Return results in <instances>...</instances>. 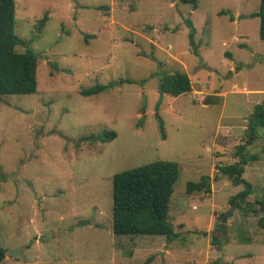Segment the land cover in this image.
<instances>
[{"label":"rangeland","instance_id":"1","mask_svg":"<svg viewBox=\"0 0 264 264\" xmlns=\"http://www.w3.org/2000/svg\"><path fill=\"white\" fill-rule=\"evenodd\" d=\"M14 3V33L38 57L37 90L0 96V264H264L260 214L234 208L218 231L243 186L217 170L238 160L247 120L264 99L260 0H197L195 8L179 0ZM88 34L95 37L85 42ZM173 71L189 76L191 90L161 96L159 76ZM124 78L130 82L80 93ZM111 130L115 139L96 140ZM258 134L245 150L258 158L242 174L253 207L264 196V130ZM161 159L180 168L168 218L179 237L115 236L112 176ZM202 177L210 193H186ZM242 234L249 243L239 242Z\"/></svg>","mask_w":264,"mask_h":264},{"label":"trees","instance_id":"2","mask_svg":"<svg viewBox=\"0 0 264 264\" xmlns=\"http://www.w3.org/2000/svg\"><path fill=\"white\" fill-rule=\"evenodd\" d=\"M182 3L190 4L193 8L197 0H179ZM106 8L105 5L98 7ZM229 14L226 10H220L218 15ZM259 18L258 35L264 40V0H260L259 8L254 13ZM232 19V16H230ZM46 15L39 20L42 26ZM15 26V3L14 0H0V96L2 95H23L32 94L37 90L36 68L38 57L30 49L23 39L14 33ZM188 40L197 54L194 42L195 29L188 21ZM88 38H94V34L84 36L85 42ZM17 46L24 47V51L18 52ZM130 82L129 79L113 81L109 85L95 84L94 86L81 89L84 96L98 94L108 90L110 87ZM189 76L182 71H173L159 76L158 90L170 96H179L191 90ZM162 138L163 121L158 117ZM264 130V99L254 106L245 129L246 142L239 144L236 149L238 160L235 163L220 165L217 170L226 178L231 180L233 185H242L243 189L231 196L228 200L229 206L242 210L245 215L248 212L260 214L257 218V227L261 231L264 241V196L255 200L253 207L246 201L252 192L251 184L246 181L242 174L244 166L249 161L257 160L256 155H249L246 146L258 139V130ZM116 137L115 131H104L96 136V140L106 143ZM180 168L177 162L169 160H155L131 169L120 171L112 176V232L115 236H139V235H161L167 240H174L179 234L174 231L169 222V203L173 192L174 184L179 177ZM186 193L202 192L209 194L211 186L207 177H202L199 182H187ZM247 205H250L247 208ZM221 237L213 235L211 245H218ZM241 243H249L250 236L242 234L238 239ZM5 256V251L0 245V263ZM148 258L145 263L149 262Z\"/></svg>","mask_w":264,"mask_h":264},{"label":"water","instance_id":"3","mask_svg":"<svg viewBox=\"0 0 264 264\" xmlns=\"http://www.w3.org/2000/svg\"><path fill=\"white\" fill-rule=\"evenodd\" d=\"M161 96H163L162 93H161ZM233 209L234 208L232 207L231 210H229L228 212H226V213L221 215V217H220L221 225H220L219 230H218L219 232L224 230L225 222H226L227 218L232 214ZM18 253H20L19 250L15 251V252H12L13 255H16ZM7 255H10V254H7Z\"/></svg>","mask_w":264,"mask_h":264}]
</instances>
